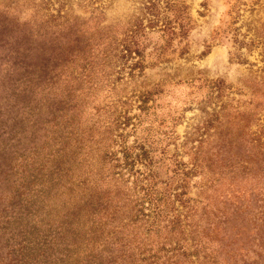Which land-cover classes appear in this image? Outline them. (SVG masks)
<instances>
[{"label":"trees","instance_id":"trees-1","mask_svg":"<svg viewBox=\"0 0 264 264\" xmlns=\"http://www.w3.org/2000/svg\"><path fill=\"white\" fill-rule=\"evenodd\" d=\"M82 1L85 17L55 10L35 30L7 24L15 45L5 55L29 54L30 73L50 75L46 90L56 95L44 110V162L0 159V264H264V109L255 119L253 109L219 103L179 142L173 133L161 139L146 106L161 92L154 85L131 123L126 103L98 90L140 75L148 47L155 61L185 54L186 7L133 0L126 23L110 27L101 0ZM253 30L263 33L264 22ZM258 83L264 90V66ZM212 86L221 98L223 85ZM127 126L138 135L131 142ZM193 176L202 188L195 198Z\"/></svg>","mask_w":264,"mask_h":264},{"label":"rangeland","instance_id":"rangeland-1","mask_svg":"<svg viewBox=\"0 0 264 264\" xmlns=\"http://www.w3.org/2000/svg\"><path fill=\"white\" fill-rule=\"evenodd\" d=\"M132 1L101 0L102 25H124L135 12L137 4ZM179 1L186 7L191 25L183 41L186 53L179 55L176 50L161 61H155L146 56L151 51L148 47L140 75L136 72L132 79L125 74L119 76L120 80L112 87L98 90L97 97L102 98L109 91V95L124 101L125 116L133 123L135 116H142L136 109L139 95L158 85L157 91L161 92L146 104L157 119L152 126L160 130L159 138L173 133L171 137L179 138L176 142L188 127L205 119V112L208 117L219 103L238 106L240 112L253 109L255 119H261L264 98L255 101L253 94L257 97L264 94L258 85L260 69L264 66V32L255 34L253 28L264 22V0ZM55 10L78 17L87 15L82 0H0V159H10L7 165H14L15 158L17 162L21 159L44 162L47 148L42 134L44 122L51 119L44 110L56 95L53 90L52 93L46 90L53 80L48 79L50 75L40 71L30 73L33 61L26 58L29 54L18 60L5 55L4 49L15 45L7 24L15 25L16 30H35L41 27L43 20L49 25V16L55 15ZM21 23L24 26L16 25ZM18 35L22 37L21 33ZM30 40L35 45L40 43L38 39ZM21 42L28 43L27 39ZM153 42L152 38L150 43ZM191 79L194 81L190 82ZM216 83L224 87L218 99L214 98V88L211 89ZM254 129V125L250 126V131ZM123 132L128 133V142L138 136L129 133L130 126ZM166 142L171 143V140L165 139L163 144ZM168 151H173V147L169 146ZM177 159L187 161L185 156ZM200 186L198 176L190 177L188 196L199 195Z\"/></svg>","mask_w":264,"mask_h":264}]
</instances>
